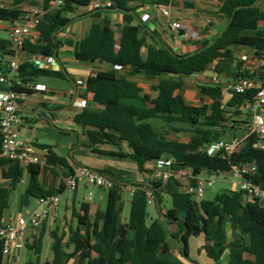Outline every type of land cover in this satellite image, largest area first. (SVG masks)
Listing matches in <instances>:
<instances>
[{
	"label": "trees",
	"instance_id": "obj_1",
	"mask_svg": "<svg viewBox=\"0 0 264 264\" xmlns=\"http://www.w3.org/2000/svg\"><path fill=\"white\" fill-rule=\"evenodd\" d=\"M11 9L0 8V22L14 23L21 19V5L29 0H12ZM111 3L110 7L95 9L93 16L100 18L103 13L110 14L114 9L122 15L120 40L112 27L109 18L95 22L87 37L81 41L76 58L84 62L100 61L109 64L112 70L99 72L90 76L86 83L87 93L91 95L98 109L86 108L75 118V122L86 129L92 147L110 145L120 147L126 144L130 149V158L137 163L141 172H150L146 164L153 160L172 159L173 169H192L196 175L228 172L233 166L256 162L258 169L254 175L247 176L253 184L264 190V149L254 147L257 138L250 135L241 144L240 149L231 158L225 155L211 156L207 145L216 139L220 140L221 131L233 128L229 125L227 112L222 108V89L210 85H199L198 90L212 98L211 107L189 106L175 91L183 86V80L196 73L203 72L207 65L221 58L217 67L220 74L226 76L249 77L248 72L239 70L231 47L245 42L256 50L257 56L264 55V0H227L220 13L228 20L213 39L205 41L195 53L177 55L165 46L156 35L138 21L136 8L130 4L136 0H63V4L47 12L41 20L37 31L39 39L35 43L26 41L24 50L29 55L53 57L59 43L57 34L72 21L69 15L79 8L89 7L93 2ZM51 0H45L49 7ZM167 3L168 0H164ZM30 4H35L31 2ZM254 5V6H253ZM249 33L254 35L249 36ZM55 34V37H53ZM151 38L155 45H148ZM147 48V58L142 50ZM11 42L0 37V71L7 73L8 61L13 58ZM116 67H130L129 75L118 76ZM237 71V72H233ZM235 74V75H234ZM141 75L149 79H161L157 89L159 96L151 100L140 95V89L129 80L128 76ZM36 76H53L64 78L59 72L37 67L25 62L20 65L18 78L22 82ZM12 89L22 92L19 86L8 88L0 83V90ZM233 94L230 106L239 107L246 100L252 99L255 92L242 95ZM162 121L174 132L183 131L175 125H185L194 136L188 143L168 138V132L159 131L152 123ZM1 155V142H0ZM47 163L52 166L69 167L67 161L48 153ZM9 165L8 171L2 174L12 180L9 190H0V227L4 225L5 213L9 209L8 199L20 183L23 169L0 156V167ZM31 173L29 187L22 196V206H29L31 199H40L56 195L58 192L45 191L34 172ZM155 189L162 187L159 180L151 183ZM195 186V180L191 181ZM143 185V184H139ZM61 192V191H60ZM171 200V207L162 216L179 227V239L188 255V239L203 234L208 242L205 249L210 258L217 260L228 250V264H264V203L260 200L249 202L243 192L225 190L218 193L213 200H196L193 195L181 191L179 182L170 179L163 191ZM162 197L158 202L162 203ZM123 196L120 185L108 190L105 211H98L94 222L89 219V207L82 206L83 215L79 216L80 224L87 227L85 235L75 232L72 241L75 252L70 255L64 251L61 241L56 239L53 247L54 260L45 264H66L79 255L80 264H177L161 259L160 252L167 253L170 246L168 234L158 220L149 221V200L142 191L131 196V208L128 222L119 225L123 209ZM183 215V220L178 218ZM228 228L232 240L227 241ZM2 244L0 245V264H3Z\"/></svg>",
	"mask_w": 264,
	"mask_h": 264
},
{
	"label": "crops",
	"instance_id": "obj_2",
	"mask_svg": "<svg viewBox=\"0 0 264 264\" xmlns=\"http://www.w3.org/2000/svg\"><path fill=\"white\" fill-rule=\"evenodd\" d=\"M29 1L21 5L22 15L33 8L45 7V0ZM163 1L136 0L130 6L136 8L138 21L154 33L157 40L180 56L198 51L205 41L213 39L223 30L228 20L226 15L220 13L221 7L227 0H168L167 3ZM31 2L35 4H30ZM12 7V0H0V8L11 9ZM163 9L169 10V17L162 14ZM94 10L91 5L79 8L74 14L69 15L72 21L57 34L59 46L53 57L29 55L25 50L19 55L21 64L25 62L35 64V62L41 61L43 69L62 73L65 77L36 76L27 79L24 83L18 78V74L13 75V85L25 90L15 91L18 94L21 106L20 117L23 121L16 127V132L23 142L33 145L40 156H48V153H51L65 159L69 167L73 169L79 165L87 166L109 176L119 184L152 185L151 183L156 181L153 171L147 165L145 167L150 172L139 171L137 163L129 156L131 152L126 144H122L120 147L110 145L92 147L86 135V129L75 122V118L86 108H99V105L94 103L91 95L87 93L88 78L99 72L112 70V67L104 62H84L77 59L76 52L79 44L87 37L93 24L104 18H109L112 27L117 32L116 39L120 40L122 15L113 11L110 14L103 13L100 18H96L92 15ZM172 22H177L185 27L191 33V37L185 38L182 31H173L170 27ZM11 26L10 22H0V37L9 40ZM259 26L264 29V22H261ZM248 35L254 34L249 33ZM38 39L39 35L37 34ZM147 44L155 45V42L151 38H147ZM231 52L234 68L238 63L240 71L248 72L250 76H257L264 82V66L259 62V56L256 55V50L253 47L245 42H239L231 47ZM147 53V48H144L142 50L144 59L147 58ZM5 60L9 63L11 58ZM221 61V58L216 59L207 65L203 72L186 77L183 80V86L174 94L186 105L211 107L212 98L203 95L198 90V86L221 87L222 108L227 112L228 124L233 128L225 131L220 130L222 135L220 140L244 139L251 119L247 113L238 110V107L229 105L233 94L226 91L225 87L233 83L237 77L218 73L216 69ZM130 71V67H124L117 71V75H129ZM128 78L140 89L141 96L155 100L159 96L157 86L165 77L149 79L137 75L128 76ZM83 101H85L84 105H82ZM152 123L159 131L168 132V138L182 143H188L194 136V133L185 125H175L177 128H184V130L174 132L160 120H154ZM32 167L45 191H57L56 195L61 197V202L65 194L69 195L71 204L64 208L60 204L41 227L29 228L21 240L22 247H12L10 255L4 259L3 264L52 263L56 239L61 241L66 253L74 254L75 243L72 241L74 233L80 232L81 235H85L87 231V227L81 225L79 220V216L84 214L82 206L88 205L89 219L92 223L98 211H105L100 208L101 205L104 203L105 208L107 205L108 191L101 188H99L100 192L88 190L89 185L84 182H80L74 191H69L64 188L59 174L52 171L50 167L42 165ZM59 167L70 171L69 168ZM8 169L9 165L0 167V190H9L12 187V180L2 174ZM208 175L210 176V174ZM223 180L228 181V179ZM30 181L29 169L23 170L20 183L8 199L9 209L5 213L4 222L38 207V199H31L29 206H22V196L29 187ZM229 182L231 184V181ZM123 199L128 200L131 208V195L126 194ZM165 200L163 198L162 203H159L158 200L149 201L153 204V213L156 214L153 220L160 221L165 228L168 234L167 242L170 246L167 253L160 252L158 256L163 260L173 261L177 264H228V250L217 260L208 256L205 249L208 242L203 234L191 236L188 239V255L183 252L185 250L180 236L179 239L174 238V235L179 234L178 225L167 221L162 216L169 209L165 205ZM178 218L183 220V215L178 214ZM128 219L123 218L121 213L119 225H125ZM227 236V241H231L230 228H228ZM66 264H80L79 255L70 258Z\"/></svg>",
	"mask_w": 264,
	"mask_h": 264
},
{
	"label": "built area",
	"instance_id": "obj_3",
	"mask_svg": "<svg viewBox=\"0 0 264 264\" xmlns=\"http://www.w3.org/2000/svg\"><path fill=\"white\" fill-rule=\"evenodd\" d=\"M63 4V0H51L49 7H36L24 13L19 21L12 23L10 29V39L14 57L8 65L7 73L0 72V83L5 84L8 88L13 86V75L18 74L21 65L19 55L24 50L26 41H37V27L39 26L44 15L50 10L59 8ZM94 9L100 7H110L111 3H102L95 1L92 3ZM162 14L165 17L170 16L168 9H163ZM173 31H182L185 38L191 37V33L177 22L170 25ZM259 62L264 66V55L259 57ZM35 65L43 68V62L37 61ZM120 70V67H116ZM226 91H230L237 95L254 91L252 99L246 100L238 107V110L247 113L250 116V122L247 126V135L244 139L218 140L207 145L206 151L211 156L225 155L231 158L240 149L242 142L250 135H255L257 141L255 148L264 149V82L257 76L238 77L233 83L225 87ZM85 101L82 102V105ZM21 106L18 100V94L12 90H0V142H1V158L15 163L26 170L29 167L42 165L48 166L52 171L59 174L63 186L66 190L74 191L80 182L92 185L106 191L113 189L116 183L109 176L93 170L87 166L79 165L73 172L65 171L59 166L48 165L47 156H40L33 145L23 142L17 135L16 127L23 123L20 117ZM155 175V179L162 182L160 189H155L153 185H125L119 184L123 198L126 194L133 196L137 191L146 194L149 201L158 200V197L164 195V188L170 179L177 182L185 181L183 192L191 194L196 200H203L205 181L204 174L194 175L192 169H173L172 159L153 160L146 164ZM258 166L256 162L244 164L241 166H233L228 172L214 173L211 178H207V185L212 186L220 175L224 179L231 178L230 191L243 192L244 197L249 202L260 200L264 203V190L253 185L247 176L254 175ZM195 180L193 186L191 181ZM61 204L59 195L48 196L38 200V207L33 210H27L13 219L8 220L0 227V245L2 244V255L6 259L11 248L22 247L21 240L25 236L29 228L41 227L49 215L54 212Z\"/></svg>",
	"mask_w": 264,
	"mask_h": 264
},
{
	"label": "rangeland",
	"instance_id": "obj_4",
	"mask_svg": "<svg viewBox=\"0 0 264 264\" xmlns=\"http://www.w3.org/2000/svg\"><path fill=\"white\" fill-rule=\"evenodd\" d=\"M212 176L213 175L209 176L208 174L204 175V179H205V181L203 183V189H204L203 199L204 200H213L218 193H221L225 190H228L231 187V184L229 181H232V179L228 178V181L226 182L223 180L224 176H222V175H220V177L217 180L215 179V183L212 186H208L206 179L211 178ZM179 185H180L181 191H183L184 186H185V181L179 182ZM88 190H91L94 192H100L98 187H95L92 185L88 186ZM69 198H70V196L66 195V194L62 197V202H61L62 208H64L66 205L71 204L69 201ZM163 198L166 199L165 200L166 207L170 208L171 207L170 197L168 195H164ZM100 208L102 210H104L105 204L103 203V205H101ZM148 212L150 214L149 221L151 222L156 217L155 216L156 214L153 213V204H151V203L148 204ZM129 215H130V204H129L128 200L124 199V207H123L122 217L123 218H129Z\"/></svg>",
	"mask_w": 264,
	"mask_h": 264
},
{
	"label": "water",
	"instance_id": "obj_5",
	"mask_svg": "<svg viewBox=\"0 0 264 264\" xmlns=\"http://www.w3.org/2000/svg\"><path fill=\"white\" fill-rule=\"evenodd\" d=\"M102 3L104 4L105 2L103 1ZM253 6H254V5H253ZM117 10H118V9H114L113 11H114V12H117ZM53 37H55V34H53ZM55 55H56V53H55ZM194 175H195V173H194ZM182 236H183V234L180 235V239L182 238ZM183 252L185 253V251H183Z\"/></svg>",
	"mask_w": 264,
	"mask_h": 264
}]
</instances>
